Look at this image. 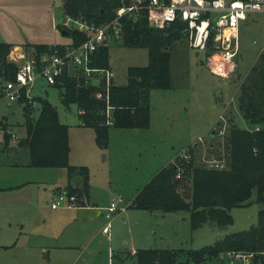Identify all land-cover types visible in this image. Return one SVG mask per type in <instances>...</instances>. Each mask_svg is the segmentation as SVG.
I'll list each match as a JSON object with an SVG mask.
<instances>
[{
    "label": "rangeland",
    "instance_id": "1",
    "mask_svg": "<svg viewBox=\"0 0 264 264\" xmlns=\"http://www.w3.org/2000/svg\"><path fill=\"white\" fill-rule=\"evenodd\" d=\"M63 3L64 0H0V41L12 44L11 52L17 45L22 48L18 52L23 56L13 51L15 61H25L26 44L71 42L69 34L56 25L64 19ZM263 49V11L250 13L240 23L236 66L228 77L213 74L205 52L190 46L186 37H178L171 49L172 87L150 91L149 126L112 125L104 146L97 143L93 127L81 124L78 104L64 102V86L38 77L31 96L47 98L56 106L60 121L68 125L69 163L87 166L91 205H97L94 207L73 209L63 204L52 208L57 193L67 186L68 169L30 165L29 149L25 143L20 144L26 136L23 105L28 100L11 102L1 97L0 264H113L112 260L114 264H136L132 255L135 249L130 248L135 243L198 249L214 244L228 233L249 229L257 222L263 206L256 200L257 192L249 204L233 207L232 223L220 227L207 222L192 229L186 210L154 215L152 211L128 206L137 189L172 158L180 167L190 159H195V165L210 166L215 156V167L223 166L225 131L233 123L248 126L237 105L238 94ZM147 63V48L127 46L121 38L110 40V65L116 73V83L126 82L129 66ZM30 104V113L38 115L39 102ZM221 129L224 133H220ZM212 130L216 131L214 138ZM5 138L9 139L8 145ZM59 185L62 188L58 190ZM120 198L124 200L118 203L122 209L113 213L107 232V221L101 212ZM253 257H226L227 261L225 257H214L203 264H251ZM261 259L264 263V256L258 262Z\"/></svg>",
    "mask_w": 264,
    "mask_h": 264
},
{
    "label": "trees",
    "instance_id": "2",
    "mask_svg": "<svg viewBox=\"0 0 264 264\" xmlns=\"http://www.w3.org/2000/svg\"><path fill=\"white\" fill-rule=\"evenodd\" d=\"M119 0H64L67 12L83 15L98 22L114 16ZM123 43L131 47L148 49L146 65H131L127 68L126 82L111 86L95 85L84 76L76 77L65 73L63 100L66 104H78L81 124L91 126L96 141L104 146L108 143L109 127H147L151 121L150 91L152 88L172 87L171 49L174 40L185 37L179 23L169 26H151L147 17L133 20L123 18ZM71 44L78 45L86 39L83 32L66 29ZM62 44H26V51L37 52L60 47ZM13 45L0 41V98L7 80L15 78L19 63L9 57ZM212 50H206L209 55ZM91 65L109 68L110 43L102 44L94 52ZM103 91L104 97L96 93ZM25 99V98H23ZM37 101L38 115L30 112ZM23 105L26 136L22 140L29 149L30 165L35 167H59L68 169L69 181L63 190L85 203L89 194L90 176L85 165L69 163V127L59 119L56 106L47 98L33 96L32 102ZM238 108L247 122V127L231 124L224 135L223 166L195 165V159L183 166L170 162L163 166L138 190L131 206L149 211L186 210L192 229L207 222L216 226L231 224V209L247 205L254 192L256 200L263 204L258 211L257 222L249 229L226 234L214 244L202 248H159L141 247L134 252L136 264H203L214 257H228V253L243 252L254 256L251 264H264L258 259L264 256V49L259 61L242 81L238 94ZM31 106V107H30ZM259 126L258 130L254 127ZM5 138V145H8ZM214 143H211L213 147ZM220 159V158H219ZM80 175V178L75 177ZM177 175H180L177 178Z\"/></svg>",
    "mask_w": 264,
    "mask_h": 264
},
{
    "label": "built area",
    "instance_id": "3",
    "mask_svg": "<svg viewBox=\"0 0 264 264\" xmlns=\"http://www.w3.org/2000/svg\"><path fill=\"white\" fill-rule=\"evenodd\" d=\"M114 16L104 22L89 19L81 14L73 15L63 7L64 19L58 27L75 29L83 32L86 39L78 45L62 44L60 47H50L49 50L24 52L27 57L20 63L15 78L5 81L2 87L3 97L11 102L23 98L32 102L31 89L38 77L49 84L63 83L65 73L84 76L94 84L99 80V86L109 89L114 82L116 73L112 67H95L91 65L94 52L100 45L110 43L111 39L122 37L123 18L133 20L147 17L151 26L164 27L179 23L188 44L206 52V63L217 77H228L235 68L234 59L238 55V36L240 23L248 18L250 13L264 12V0H119ZM18 52V51H17ZM21 53V52H18ZM21 56L23 54L21 53ZM15 59V58H14ZM98 98L104 97L103 91L96 93ZM255 130L259 126L254 127ZM220 133H224L221 129ZM180 176V175H178ZM118 201H112L105 213V231L108 232L114 212L122 209ZM66 204L68 207L78 206L77 197L65 190L57 193L53 208ZM251 256L243 252L228 253L233 259H244Z\"/></svg>",
    "mask_w": 264,
    "mask_h": 264
},
{
    "label": "crops",
    "instance_id": "4",
    "mask_svg": "<svg viewBox=\"0 0 264 264\" xmlns=\"http://www.w3.org/2000/svg\"><path fill=\"white\" fill-rule=\"evenodd\" d=\"M16 50V52L17 51H21L22 50V48H21V46H19V45H17V46H15V49L14 50H12V52H11V54H10V57L12 58V59H14V54H16V53H14L13 51H15ZM172 160H173V158L169 161V163L170 162H172ZM67 184H68V182H67ZM66 184V185H67ZM91 186V185H90ZM60 187H61V185H59V187H58V190L60 189ZM62 188V187H61ZM65 188V187H64ZM90 189H91V187L89 188V194L86 196V198H85V203H80L78 206H75V207H71V208H73V209H75V208H83V207H88V206H90V207H94V206H97V205H95V203L94 204H92L91 205V194H90ZM138 190L139 189H137V191H136V193L134 194V196L131 198V201L130 202H132V200H133V198L135 197V195L137 194V192H138ZM58 192V191H57ZM56 192V193H57ZM122 202H124V200L122 201ZM122 202H120V204L122 203ZM109 206V204L107 205V206H105V212H101V216H102V218H103V220H106V218H105V213L107 212V207ZM128 207H131V208H135V207H133V206H131V203H129V206ZM53 208V207H52ZM59 208V207H58ZM54 209H57V208H54ZM153 213H154V215H155V213H158V212H160V211H152ZM151 212V213H152ZM122 215V214H121ZM123 218L124 219H126V217L125 216H123ZM141 247H156V246H149V245H141V243H140V245H139V243H135V245L133 244V246H130V248H134L135 250L137 249V248H141ZM159 248H162V247H159ZM120 250H122V248L120 247L119 249H118V252H120ZM114 252H113V254H112V258H113V256H114ZM132 255H134V252L132 253ZM112 262H113V264H114V260H112ZM230 264V263H229Z\"/></svg>",
    "mask_w": 264,
    "mask_h": 264
},
{
    "label": "water",
    "instance_id": "5",
    "mask_svg": "<svg viewBox=\"0 0 264 264\" xmlns=\"http://www.w3.org/2000/svg\"><path fill=\"white\" fill-rule=\"evenodd\" d=\"M63 33L67 34L68 31L66 29H63ZM93 82H94V84H99V80H94ZM211 136H212V138H214L216 136V131L215 130H212ZM24 143H25L24 140H21L20 144L23 145ZM194 146H198V144L195 143Z\"/></svg>",
    "mask_w": 264,
    "mask_h": 264
}]
</instances>
